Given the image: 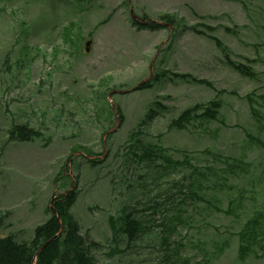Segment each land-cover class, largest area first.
Instances as JSON below:
<instances>
[{
	"label": "rangeland",
	"instance_id": "rangeland-1",
	"mask_svg": "<svg viewBox=\"0 0 264 264\" xmlns=\"http://www.w3.org/2000/svg\"><path fill=\"white\" fill-rule=\"evenodd\" d=\"M131 7L142 21L184 20L174 33L140 28ZM201 24L216 27L230 57L257 76L233 69L214 40L189 28ZM153 60L170 72L135 89ZM214 99L215 119L172 125ZM25 123L41 137L12 139ZM149 145L175 161L191 155L193 166L142 160ZM203 170L207 179L194 186ZM71 189L70 211L99 243L101 263L264 264V0H0V234L31 240L50 201ZM128 208L145 229L114 241L111 221L120 225Z\"/></svg>",
	"mask_w": 264,
	"mask_h": 264
},
{
	"label": "trees",
	"instance_id": "trees-1",
	"mask_svg": "<svg viewBox=\"0 0 264 264\" xmlns=\"http://www.w3.org/2000/svg\"><path fill=\"white\" fill-rule=\"evenodd\" d=\"M143 19L148 18L145 16ZM183 20V18H178L175 13H165L161 15L159 19H149L144 23L135 21V23L140 28H147L151 30L163 27H172V33H174V30L178 28V25ZM200 26H202L203 29H200L198 25L190 26L189 28L197 34L204 35L209 39L214 40L215 44L225 53L228 64L233 69L239 71L244 76L251 78H255L257 76V72L250 64L234 60L230 57L229 46L220 40V38L213 35L216 27L208 24H201ZM226 29L227 31H234V29L229 27ZM154 68L156 69V73H154L153 78L142 83L137 89L151 87L154 82L160 81L167 73L170 72L168 70L159 72L157 66ZM174 75L191 82L210 84L207 80L200 79L191 73H175ZM221 105V100L214 99L210 101L208 105L204 106L199 104L192 108H188L184 110L178 118L172 121V125L180 129H184L187 128L188 125L192 124V122L198 117L207 120L215 119L219 114ZM198 109H201L202 111L197 113ZM117 110L119 111L121 118H123L119 107H117ZM10 134L12 139L20 141H31L41 137V132L27 123L14 126ZM110 135L111 133H108L107 138ZM146 150L139 155L141 158L144 154H147L145 158H141L142 160H157L159 158H165V150H162L160 147L153 149L152 145H149ZM206 151L207 150L204 152ZM83 154L86 155L85 152ZM73 156L74 153L69 156V162ZM165 159L168 163V167H177L178 165L186 164L193 166L191 164V155L186 156V159L182 161H175L170 156ZM91 161L93 163H97L100 160L98 157H92ZM208 168L210 167H207V169ZM194 169L198 170L197 167H194ZM191 175L194 177L193 173ZM203 178L207 179L205 170H203L200 174H197L194 186L201 185ZM177 187L179 191H182V188L180 187H184V185H177ZM77 195L78 193L75 189L60 193L57 196L55 195L52 201H50L48 209L49 218L35 228L31 240H20L13 234H0V264H106L99 262L93 253V249H96V247L99 246V243L94 240H88L85 236H83L80 232L78 221L73 217L70 211L71 207L76 202ZM158 204L161 205L159 208L160 210L164 206V203L159 202ZM159 210L156 211L155 214L158 213ZM5 220L6 215L0 211V229L5 225ZM111 227L113 230L114 241H119L120 238L118 239V237L123 234L126 236L128 242H133L139 238V235L145 229V222L135 214L133 208H128L124 209L121 224L118 225L117 222L112 219ZM246 236L253 239L250 235L249 229H246V231L241 235L243 241L241 251L247 249L244 252L245 254L252 248V245L247 247L244 244ZM167 245L166 247H168Z\"/></svg>",
	"mask_w": 264,
	"mask_h": 264
},
{
	"label": "water",
	"instance_id": "water-1",
	"mask_svg": "<svg viewBox=\"0 0 264 264\" xmlns=\"http://www.w3.org/2000/svg\"><path fill=\"white\" fill-rule=\"evenodd\" d=\"M131 13H132V15H133V18H134V20H136V21H140L141 22V19L139 18V16H137L136 14H135V12H134V10H133V8L131 7ZM91 40H88L87 42H86V51H89L90 50V45H91ZM154 60L152 61V64H151V75L147 78V79H144L141 83H139L136 87H134L135 89L136 88H138L142 83H144V82H146V81H149L152 77H153V75H154ZM120 92H124L125 90H119ZM126 92V91H125ZM109 97H111L110 96V94H109ZM114 107H115V110H116V112H117V115H118V123H117V126H118V124H119V121L121 120V116H120V113H119V111L117 110V107L115 106V104H112ZM107 133H109V131L108 132H106V134ZM104 137H105V135H104Z\"/></svg>",
	"mask_w": 264,
	"mask_h": 264
}]
</instances>
